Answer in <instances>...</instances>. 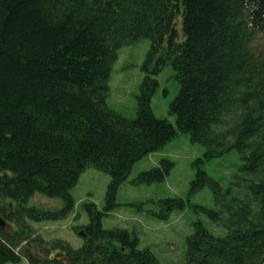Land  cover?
Wrapping results in <instances>:
<instances>
[{
  "label": "trees",
  "instance_id": "1",
  "mask_svg": "<svg viewBox=\"0 0 264 264\" xmlns=\"http://www.w3.org/2000/svg\"><path fill=\"white\" fill-rule=\"evenodd\" d=\"M263 35L264 0H0V264H159L134 231L104 229L102 219L134 163L177 135L151 107L167 65L179 83L169 112L203 148L189 192L211 189L214 208L201 209L226 230L217 236L194 222L183 264H264V47L254 48ZM140 38L150 48L127 118L107 105L108 81L117 50ZM231 150L241 163L222 188L201 165ZM88 167L110 181L102 208L82 203L87 223L74 227L82 246L33 236L29 220L73 211L71 191ZM172 167L162 158L132 182H160ZM35 194L63 205L26 206ZM158 204L167 219L186 201Z\"/></svg>",
  "mask_w": 264,
  "mask_h": 264
},
{
  "label": "rangeland",
  "instance_id": "2",
  "mask_svg": "<svg viewBox=\"0 0 264 264\" xmlns=\"http://www.w3.org/2000/svg\"><path fill=\"white\" fill-rule=\"evenodd\" d=\"M264 47V35L254 42L255 50ZM150 48V41L140 38L137 41L120 47L112 66L108 81L107 105L127 118H134L136 113V96L144 77L142 65ZM170 66H165L156 76L157 87L152 95L151 107L159 119L168 120L175 128L177 135L161 150L153 152L136 161L128 179L117 191L118 205L102 219V227L125 228L134 231L139 239V248H148L159 260V264H183L186 254V238L193 232V223L200 221L212 234L223 236L226 230L215 225L201 209L214 208L211 189L207 186L190 193V182L195 177L196 169L192 165L197 158L203 157V148L192 142L186 133H181L176 126V117L169 112V104L176 96L179 83L174 78ZM167 158L173 162L168 176L162 181L151 184H134L132 181L139 172L146 171ZM240 158L235 150L204 162L201 167L222 188L232 187V180L240 166ZM110 181L109 174L93 167H88L81 174L71 194L74 208L60 220H29L33 236L39 235L43 240H63L77 249L84 239L74 227L87 223V213L82 203L91 201L98 208L104 206L105 192ZM233 192L240 194L234 187ZM180 197L186 201L183 210H172L167 219L162 218L163 207L158 204L165 198ZM59 198H48L39 194L33 195L26 203L28 207H37L45 211H56L62 207ZM32 244V243H31ZM23 246H26L23 244ZM30 247L29 252L35 253ZM53 254V253H52ZM51 254V255H52ZM14 264V263H7ZM28 264L25 258L19 263Z\"/></svg>",
  "mask_w": 264,
  "mask_h": 264
},
{
  "label": "water",
  "instance_id": "3",
  "mask_svg": "<svg viewBox=\"0 0 264 264\" xmlns=\"http://www.w3.org/2000/svg\"><path fill=\"white\" fill-rule=\"evenodd\" d=\"M5 221H3L1 218H0V226H5Z\"/></svg>",
  "mask_w": 264,
  "mask_h": 264
}]
</instances>
